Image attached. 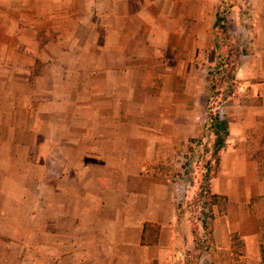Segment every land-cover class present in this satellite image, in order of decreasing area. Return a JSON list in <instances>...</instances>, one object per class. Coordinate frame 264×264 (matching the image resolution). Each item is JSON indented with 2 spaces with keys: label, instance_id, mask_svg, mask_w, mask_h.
<instances>
[{
  "label": "crops",
  "instance_id": "1",
  "mask_svg": "<svg viewBox=\"0 0 264 264\" xmlns=\"http://www.w3.org/2000/svg\"><path fill=\"white\" fill-rule=\"evenodd\" d=\"M184 2L0 0V110L32 109L42 93L36 81L45 80L49 109L80 111L77 132L56 140L66 144L50 140L48 160L63 166L60 158L68 159L58 180L67 172L73 181L56 216L66 224L48 251L51 264L58 253L60 264H188L192 251L197 264H264V202L250 203L263 194L264 170L247 176L244 151L225 165L224 144L217 166L206 163L199 191L224 199L200 209L201 220L189 210L193 187L180 176V150L208 120L212 91L202 70L216 59L220 10L199 22V6L216 0L191 9ZM251 5L252 57L240 59L235 78L248 79L247 72L264 93L251 67L264 60V0ZM259 106L252 109L264 101Z\"/></svg>",
  "mask_w": 264,
  "mask_h": 264
},
{
  "label": "rangeland",
  "instance_id": "2",
  "mask_svg": "<svg viewBox=\"0 0 264 264\" xmlns=\"http://www.w3.org/2000/svg\"><path fill=\"white\" fill-rule=\"evenodd\" d=\"M184 1L191 9L196 7L194 6L195 2L199 3L200 0ZM251 3L252 0H216L213 5L203 2L199 6L202 9V14L197 15V21L202 22L212 11L216 13L219 9L220 12H224L226 27L237 59V67L240 64V59L246 60L252 57L249 55V45L254 41L251 29ZM238 15H242L241 19L237 18ZM214 35L215 29L212 34L213 43ZM155 41L157 42V40ZM149 46L155 53L156 45L149 44ZM144 49V52L148 54L150 49L149 51L147 47ZM212 51L216 59L202 70L207 87L210 86L207 78L208 72L214 68L217 62V49L212 47ZM254 66L258 73L253 78L254 83H258L257 87H260L262 92L264 78L261 79L260 75H264V60L252 62L251 67ZM246 77L248 79L237 78L231 94L230 87H227L226 84L216 88L215 92L211 93L213 97L208 104L209 107H212V114L219 112L221 115L228 116L232 121L229 124L227 142L225 143V147L228 149L225 165L231 166L236 162L239 154H243L244 151L243 165L247 176L251 175L255 180L261 177L257 173L256 166H261L264 170V109L262 111L252 108L260 107L259 103L264 101V93L253 88L254 86L249 83L250 77L247 72L245 73ZM68 81L70 84L74 82V79L70 78ZM59 85H63V81ZM36 86H40L42 93L32 99V109L11 111L3 108L0 110V264H51V254L48 251L51 247L56 246V243H60V233H56L64 230L66 224L61 221L56 222V216L60 214V202L69 196V184H73V181L69 182L67 172H65L67 179L66 177L63 179L64 183L58 180L62 179L60 173L68 159L64 157L61 160L60 158L63 163L61 166L60 163L48 160V155H50V145L52 144L50 140H61V135L77 132V129L72 126L80 111L49 109L50 104L44 97L45 80L36 81ZM216 91H221V93ZM222 95H227V97L223 99ZM67 105L69 107L71 104ZM4 106L6 107V104ZM209 111L210 109L207 108L206 115L209 114ZM208 124L206 117L201 123L198 135L191 137L186 147L180 150L184 155L182 165L185 170H182L184 173L180 176L187 182L190 181L193 187V192L188 200L189 210H191L194 219L196 217L199 220L203 218L200 209L206 213L207 205L210 204V200L205 198L206 194L199 191V184H203L205 181L202 174L210 149ZM57 143L66 144L61 141H56L54 144ZM170 153L173 154V150ZM168 161H171V158ZM262 178L264 180V174ZM63 187H66V190ZM262 192L263 194L251 198V205L258 201L257 205L262 207L264 190ZM61 193L64 194V197ZM200 193L201 196H199ZM207 238L208 232L202 227V230L198 232V239L202 246L207 243ZM198 256V251H192L191 258L188 257V264H197ZM54 257L56 258L54 259L55 263L60 264L61 254L58 253V256L54 255Z\"/></svg>",
  "mask_w": 264,
  "mask_h": 264
},
{
  "label": "trees",
  "instance_id": "3",
  "mask_svg": "<svg viewBox=\"0 0 264 264\" xmlns=\"http://www.w3.org/2000/svg\"><path fill=\"white\" fill-rule=\"evenodd\" d=\"M215 29V46L218 49V60L216 65L212 70L208 72V81L210 83V89L214 93L216 88L223 87L225 84L230 87V94L232 93L236 78V55L234 49L232 48V40L226 27L225 15L221 11L216 13V18L214 22ZM221 93V91H216ZM210 100L213 95H210ZM227 95H222V98H226ZM210 111L208 114V136L210 139L209 153L207 163L210 164L211 161L217 166L219 162V151L223 148L225 144L226 137L228 135V118L224 115L216 112L212 114V107H209ZM209 177L210 174L205 175ZM207 198L210 199V204L218 202V200L224 199V196H219L216 194H210L209 190L205 188ZM221 198V199H220Z\"/></svg>",
  "mask_w": 264,
  "mask_h": 264
}]
</instances>
